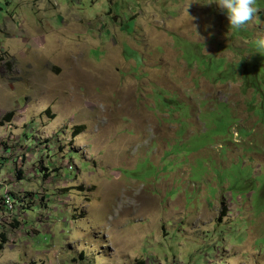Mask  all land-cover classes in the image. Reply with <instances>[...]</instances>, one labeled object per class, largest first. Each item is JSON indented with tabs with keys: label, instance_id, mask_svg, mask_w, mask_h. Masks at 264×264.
I'll return each mask as SVG.
<instances>
[{
	"label": "rangeland",
	"instance_id": "1",
	"mask_svg": "<svg viewBox=\"0 0 264 264\" xmlns=\"http://www.w3.org/2000/svg\"><path fill=\"white\" fill-rule=\"evenodd\" d=\"M212 2L0 0V264H264V0Z\"/></svg>",
	"mask_w": 264,
	"mask_h": 264
},
{
	"label": "clouds",
	"instance_id": "2",
	"mask_svg": "<svg viewBox=\"0 0 264 264\" xmlns=\"http://www.w3.org/2000/svg\"><path fill=\"white\" fill-rule=\"evenodd\" d=\"M212 3L226 15L233 30L244 28L256 17L255 0H213ZM255 43L257 48L264 49V35L258 36Z\"/></svg>",
	"mask_w": 264,
	"mask_h": 264
},
{
	"label": "trees",
	"instance_id": "3",
	"mask_svg": "<svg viewBox=\"0 0 264 264\" xmlns=\"http://www.w3.org/2000/svg\"><path fill=\"white\" fill-rule=\"evenodd\" d=\"M6 119H7L6 121H8V122L10 121V118H8V117ZM0 125H2V123ZM46 240H49V237H46L45 241Z\"/></svg>",
	"mask_w": 264,
	"mask_h": 264
},
{
	"label": "built area",
	"instance_id": "4",
	"mask_svg": "<svg viewBox=\"0 0 264 264\" xmlns=\"http://www.w3.org/2000/svg\"><path fill=\"white\" fill-rule=\"evenodd\" d=\"M8 208L11 210V209H13V207L11 206V204L8 206Z\"/></svg>",
	"mask_w": 264,
	"mask_h": 264
},
{
	"label": "bare ground",
	"instance_id": "5",
	"mask_svg": "<svg viewBox=\"0 0 264 264\" xmlns=\"http://www.w3.org/2000/svg\"><path fill=\"white\" fill-rule=\"evenodd\" d=\"M110 58H111V57H110ZM113 58H114V57H113ZM113 58H112V59H113Z\"/></svg>",
	"mask_w": 264,
	"mask_h": 264
}]
</instances>
